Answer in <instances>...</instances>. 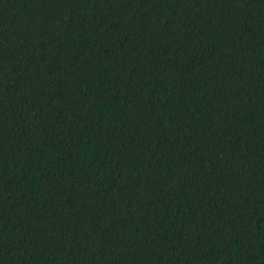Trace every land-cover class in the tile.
<instances>
[{"label":"trees","instance_id":"1","mask_svg":"<svg viewBox=\"0 0 264 264\" xmlns=\"http://www.w3.org/2000/svg\"><path fill=\"white\" fill-rule=\"evenodd\" d=\"M0 264H264V0H0Z\"/></svg>","mask_w":264,"mask_h":264}]
</instances>
